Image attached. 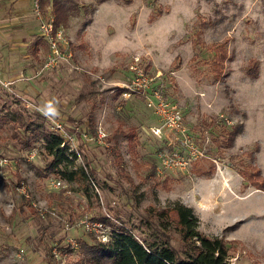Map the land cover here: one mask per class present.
Returning <instances> with one entry per match:
<instances>
[{
    "label": "rangeland",
    "instance_id": "obj_1",
    "mask_svg": "<svg viewBox=\"0 0 264 264\" xmlns=\"http://www.w3.org/2000/svg\"><path fill=\"white\" fill-rule=\"evenodd\" d=\"M65 3L71 7L69 17L58 29L73 53L69 64L51 57L28 4L0 0V117L20 107L25 119L34 118L35 111L20 103L25 97L43 113L88 126L90 136L98 126L104 128V142L78 138L73 148L75 164L87 163L98 186H92L91 198L76 183L63 181L65 188L49 190L54 177L40 171L46 160L38 155L40 142L22 149L11 137L9 119L0 120V264H51L49 250L54 244L66 246V237L99 241L81 228L84 217L99 221L105 216L110 233L124 225L151 238L157 233L140 224L145 210L174 203L192 209L201 233L228 243L230 264H264V191L237 172L253 163L264 177V0ZM41 10L44 18L52 14L50 0ZM218 44L226 59L214 80L210 50ZM134 58L149 74L159 75L166 95L180 107L184 126L215 161L210 177L160 165L167 145L155 132L159 119L142 98L125 100L119 90ZM248 68L256 69L254 77L246 74ZM239 123L243 132L233 146L221 147V131ZM256 145L252 162L246 153ZM30 150L33 158L27 156ZM21 194L41 216L26 211ZM168 233L179 249L172 226ZM82 250L71 251L66 264H85Z\"/></svg>",
    "mask_w": 264,
    "mask_h": 264
},
{
    "label": "trees",
    "instance_id": "obj_2",
    "mask_svg": "<svg viewBox=\"0 0 264 264\" xmlns=\"http://www.w3.org/2000/svg\"><path fill=\"white\" fill-rule=\"evenodd\" d=\"M65 1L50 0L56 26H63L67 23L71 7ZM41 5L43 6V2ZM210 52L213 53L212 72L215 76L214 80H217L216 76L223 69L226 50L218 44L213 46ZM255 73L256 69L248 68L246 71L249 77H254ZM17 108L20 107L6 109V113L1 115L0 120L5 122L7 118L9 119L8 122L12 124L11 137L20 144L22 149H30L35 142H40L41 150L38 155L46 159L43 168L40 169L43 177L49 178L48 175L51 174L54 178L68 184L76 183L80 186L82 193L87 198H91L92 186H96L98 183L94 181L89 165L87 163L82 166L75 164L77 155L68 154L66 149L61 147V138L46 129L43 122L45 121L44 117L40 113L34 112V118L27 117L25 119V112ZM93 110L91 108L88 117L90 126L94 123ZM9 114L10 117H8ZM76 124L78 122L68 119L65 127L72 130ZM243 128V124L239 123L231 126L230 129H223L220 146L223 148L232 147L235 138L243 132ZM118 133H120V127L117 128L114 136H117ZM258 149L256 145L254 150L246 153L252 162L255 161L254 154ZM215 169L212 160L200 158L193 161L187 171H190L194 176L210 177L215 173ZM237 172L256 190L264 191V177L261 176L260 170L255 164L248 165L246 169H238ZM14 177L16 184L21 186L20 175L15 172ZM20 196L26 211L41 216L39 211L31 205L27 195L21 194ZM145 211L146 217H142L140 224L153 230L157 235L153 234L151 238L140 237L135 235L132 228L128 229L122 225L113 229L108 243L96 241L92 236L93 242L90 244L77 240L78 246L83 249V256H86L85 264H230L228 243L222 238L209 237L201 233L198 230L199 219L190 207L174 203L165 208L150 207ZM96 219L108 223L105 216ZM170 226L173 227L179 238L181 244L179 249L171 245V236L168 233ZM157 237L160 239L159 242L156 241ZM49 259L52 264L51 249L49 250Z\"/></svg>",
    "mask_w": 264,
    "mask_h": 264
},
{
    "label": "built area",
    "instance_id": "obj_3",
    "mask_svg": "<svg viewBox=\"0 0 264 264\" xmlns=\"http://www.w3.org/2000/svg\"><path fill=\"white\" fill-rule=\"evenodd\" d=\"M43 1L33 0L32 2V13L39 22V36L47 42L51 57L54 59L61 57L64 62L69 64L73 58L70 45L61 39V32L58 26L55 25L54 16L50 14L46 18L43 17L41 10ZM58 42H61L64 48L63 53L59 50ZM73 68L77 69V67ZM129 72L130 75L127 82L119 84L121 97L125 100L134 96L142 98L146 107L159 119L160 126L155 132H157V135H162L167 145V149L159 154L160 165L164 168L177 167L188 170L193 161L200 158L210 159L205 147L200 146L194 140L191 132L184 126L180 107L166 95L159 75L149 74L140 64L138 58H134L132 61L129 66ZM19 98L24 109H31L44 117L49 132L61 138V147L65 148L68 154L74 153L73 148H75L78 138L86 142L97 141L102 143L108 136L107 131L101 126L95 128V133L92 136L88 133V127L79 124L74 125L72 130H68L64 121L53 117L49 113H43L35 101L25 97ZM74 154L78 155V152ZM27 156L33 158L35 151H28ZM210 160L215 162L213 159ZM48 188L49 190L63 189L65 188V183L60 179L51 178L48 181ZM80 225L83 231L92 234L99 242L108 243L110 241L111 233L107 231L105 222L92 221L84 217L80 220ZM66 229H69V226L66 225ZM64 241L66 246L54 244L51 247L52 264H66L67 256L71 255V251L75 252L78 249L77 242L71 237H66ZM20 252L22 253L23 251L20 250Z\"/></svg>",
    "mask_w": 264,
    "mask_h": 264
},
{
    "label": "crops",
    "instance_id": "obj_4",
    "mask_svg": "<svg viewBox=\"0 0 264 264\" xmlns=\"http://www.w3.org/2000/svg\"><path fill=\"white\" fill-rule=\"evenodd\" d=\"M31 1L32 0H23V2H25L26 4H28L29 6H30V8H31V10H32V3H31ZM38 28V27H37ZM45 44H46V42L45 41H43ZM47 45V44H46ZM227 173V172H226ZM227 174H229V173H227Z\"/></svg>",
    "mask_w": 264,
    "mask_h": 264
}]
</instances>
